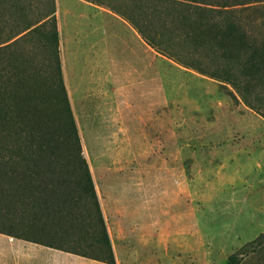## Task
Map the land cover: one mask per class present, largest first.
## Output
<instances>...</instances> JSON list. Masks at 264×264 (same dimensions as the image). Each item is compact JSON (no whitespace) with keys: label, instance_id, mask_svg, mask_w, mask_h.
Listing matches in <instances>:
<instances>
[{"label":"rangeland","instance_id":"rangeland-1","mask_svg":"<svg viewBox=\"0 0 264 264\" xmlns=\"http://www.w3.org/2000/svg\"><path fill=\"white\" fill-rule=\"evenodd\" d=\"M10 1L0 0L2 34L14 23ZM20 1L30 19L53 5L79 153L92 184L104 171L98 181L114 195L102 205L93 186L113 264H231V253L238 264H264V244L239 251L264 231V118L229 85L157 53L107 7L126 3L132 15L129 0ZM20 49L37 71L50 72L39 36ZM64 118L57 108L60 135ZM14 211L0 201V225L23 218ZM59 216L35 223L46 221L58 247L101 253L81 226ZM17 233L35 236L29 228Z\"/></svg>","mask_w":264,"mask_h":264},{"label":"trees","instance_id":"trees-1","mask_svg":"<svg viewBox=\"0 0 264 264\" xmlns=\"http://www.w3.org/2000/svg\"><path fill=\"white\" fill-rule=\"evenodd\" d=\"M129 1L132 15L126 3L106 6L157 53L229 85L245 106L264 118V0ZM9 5L14 23L6 34L0 26V44L7 42L0 45V201L23 218L6 221L0 231L19 234L20 229H33L36 235L41 234L38 240L63 249L52 240L46 221L35 223L56 213L69 218L73 226H81L90 239L88 244L102 247L101 253L63 250L113 264L62 83L53 5L33 19L28 17V5L20 0H12ZM3 21L7 20L0 13ZM35 36L50 50L47 74L39 68L37 71L20 49ZM57 108L65 116L63 135L54 125ZM70 147L74 153L64 151ZM82 195L88 204L79 207ZM91 227L95 231L89 232ZM83 234L78 240L87 239ZM262 244L264 231L244 242L240 254ZM239 260L236 254L228 256L231 264Z\"/></svg>","mask_w":264,"mask_h":264},{"label":"crops","instance_id":"crops-1","mask_svg":"<svg viewBox=\"0 0 264 264\" xmlns=\"http://www.w3.org/2000/svg\"><path fill=\"white\" fill-rule=\"evenodd\" d=\"M128 28L132 30L131 26ZM65 82L67 85L66 80ZM67 86L68 88L71 87L69 85ZM101 174H104V171L96 172V192L98 200L102 205H105L104 199L106 197L113 198L114 195L111 193L107 184L100 185L98 180ZM95 183L93 185L94 188ZM37 236L36 234L35 236H31L0 231V264H92V261H74L73 256H77V254L58 249L55 246H48L44 242L38 240L36 238ZM87 259L90 260V258Z\"/></svg>","mask_w":264,"mask_h":264}]
</instances>
